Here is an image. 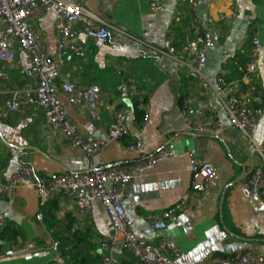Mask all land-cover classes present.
<instances>
[{
	"label": "crops",
	"instance_id": "1",
	"mask_svg": "<svg viewBox=\"0 0 264 264\" xmlns=\"http://www.w3.org/2000/svg\"><path fill=\"white\" fill-rule=\"evenodd\" d=\"M82 1L106 22L109 37L98 47L80 33L75 42L82 45V54L67 56L59 68L52 90L61 99V82L100 88L99 119H91L80 105H67L70 121L83 138L98 139L106 136L114 114L125 112L127 134L97 156L106 167L135 161L138 153L127 148L135 141L149 154L164 147L173 153L134 177L133 193L123 202L134 235L152 243L161 236L173 240L178 256L171 264H206L211 257H234L246 250L264 254V198H244L239 189L242 177L228 185L263 163L257 148L264 144V0H165L160 13L150 10L149 0ZM194 14L207 24L215 42L207 56L204 80L192 75L193 58L184 48L185 30L192 26ZM28 24L53 60L58 40L54 9L47 8ZM194 32L192 28L190 33ZM253 37L259 39L262 54L257 71L245 75ZM7 72L8 79H0V103L10 91L36 85L15 63ZM218 77L226 80L231 94L263 110L252 140L228 126L216 92ZM121 80H133L148 94L136 97L118 91ZM183 108L193 120L215 113L222 131L218 135L191 132ZM136 109L148 114L144 127L143 120L136 121ZM186 153L210 163L214 174L203 191L190 194L176 219L157 231L148 216L172 207L188 190L191 173ZM83 159L78 148L46 127L37 106H26L0 121L1 179L10 177L20 164L30 166L38 176L78 171ZM0 216V264H101L99 244L112 236L109 219L97 200L84 213L74 198L60 192L45 197L32 186L16 187L10 197L0 193ZM111 256L112 264H137L119 246Z\"/></svg>",
	"mask_w": 264,
	"mask_h": 264
},
{
	"label": "built area",
	"instance_id": "2",
	"mask_svg": "<svg viewBox=\"0 0 264 264\" xmlns=\"http://www.w3.org/2000/svg\"><path fill=\"white\" fill-rule=\"evenodd\" d=\"M165 0H149V8L154 13L163 11ZM53 8L57 17L58 40L55 58L49 61L42 39L37 35L28 20L41 15L47 8ZM193 24L186 28L184 48L193 58L191 72L198 80L205 79V66L210 50L215 46L214 39L208 32L207 24L194 14ZM192 28L195 32L192 34ZM83 33L93 40L95 46H101L109 37L108 25L88 9L82 0H0V79L7 80L10 64H17L28 79H35V87L14 89L0 103V121H6L12 113L30 105L41 109L46 127L53 133L64 136L69 145L78 148L84 155L81 169L49 176H38L33 169L20 164L7 179L0 178V193L10 197L16 187H36L45 197L55 192L72 197L79 211L90 212V203L97 200L106 213L112 231L111 238L99 244L101 264H112V252L117 246L135 258L137 264H171L178 256L175 242L166 236L159 237L156 243L138 238L132 232V221L124 208V199L133 193L134 177L152 170L155 165L173 153L168 148H159L147 153L140 141L128 144L130 151L138 153V158L126 165L104 166L97 156L111 142L120 140L127 134L125 112L117 111L107 129L106 136L98 139H85L67 115V105L84 107L93 120L99 119L97 108L100 103V88L96 84L78 85L74 82H61L59 91L64 99L52 90L59 76V68L64 65L67 56H80L83 47L75 42ZM252 50L245 65V75L257 71L262 46L257 37L251 40ZM173 52V48H169ZM217 95L225 107L228 126L239 130L252 140L263 114L261 108H251L246 102L230 93L226 80L216 78ZM117 90L132 96H145L147 91L139 88L133 80H121ZM182 116L187 129L193 133L218 135L223 125L213 112L201 120L191 119L185 108ZM148 114L144 113V127ZM262 154V165L255 166L244 174L239 182V189L247 200L264 198V144L257 148ZM189 159L191 180L187 192L172 207L160 214L149 215L153 229L163 231L169 221H173L186 206L191 193L201 192L214 174L210 163L198 162L186 153ZM3 217L0 216V225ZM206 264H264V254L246 250L230 257H211Z\"/></svg>",
	"mask_w": 264,
	"mask_h": 264
},
{
	"label": "trees",
	"instance_id": "3",
	"mask_svg": "<svg viewBox=\"0 0 264 264\" xmlns=\"http://www.w3.org/2000/svg\"><path fill=\"white\" fill-rule=\"evenodd\" d=\"M136 121L140 122L141 120H143V112L139 109H136Z\"/></svg>",
	"mask_w": 264,
	"mask_h": 264
},
{
	"label": "water",
	"instance_id": "4",
	"mask_svg": "<svg viewBox=\"0 0 264 264\" xmlns=\"http://www.w3.org/2000/svg\"><path fill=\"white\" fill-rule=\"evenodd\" d=\"M49 61H50V60H49ZM242 175H243V172L240 174V176H239L238 178H236L234 181L230 182L228 185H232V184H234L235 182H237V181L242 177ZM223 198H224V193H223L222 196H221V202H222Z\"/></svg>",
	"mask_w": 264,
	"mask_h": 264
}]
</instances>
